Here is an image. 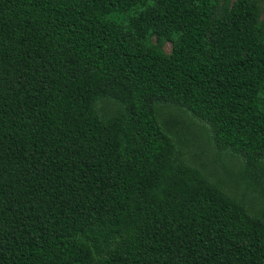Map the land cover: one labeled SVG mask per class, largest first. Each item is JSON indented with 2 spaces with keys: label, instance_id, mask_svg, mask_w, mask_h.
Masks as SVG:
<instances>
[{
  "label": "trees",
  "instance_id": "1",
  "mask_svg": "<svg viewBox=\"0 0 264 264\" xmlns=\"http://www.w3.org/2000/svg\"><path fill=\"white\" fill-rule=\"evenodd\" d=\"M263 3L0 0V264H264Z\"/></svg>",
  "mask_w": 264,
  "mask_h": 264
},
{
  "label": "rangeland",
  "instance_id": "2",
  "mask_svg": "<svg viewBox=\"0 0 264 264\" xmlns=\"http://www.w3.org/2000/svg\"><path fill=\"white\" fill-rule=\"evenodd\" d=\"M262 19H264V3H263V14H262ZM169 50H170V48L167 47V48H166V51L168 52ZM207 156H209V155H207Z\"/></svg>",
  "mask_w": 264,
  "mask_h": 264
}]
</instances>
